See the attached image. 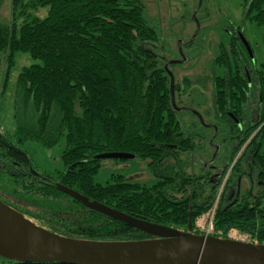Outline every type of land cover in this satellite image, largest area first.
Wrapping results in <instances>:
<instances>
[{"label":"trees","instance_id":"obj_1","mask_svg":"<svg viewBox=\"0 0 264 264\" xmlns=\"http://www.w3.org/2000/svg\"><path fill=\"white\" fill-rule=\"evenodd\" d=\"M248 3L245 17L264 25V0ZM12 5V24L0 26V63L6 66L0 78V114L17 55L28 54L34 63L17 77L14 130L0 128V187L9 195L7 205L70 238H151L88 209L60 191L61 184L90 201L165 227L187 231L192 215V229L200 235L204 233L196 230L197 220L215 208L212 235L228 238L236 230L251 242L264 244V203L251 202L264 200V190L255 198L246 192L233 200L231 189L222 197L220 193L233 154L249 140L246 154L255 155L252 159L264 182V62L253 61L245 48L252 46L241 42L240 32V38L219 43L214 61L213 87L221 117L215 141L231 150L224 159L218 157L224 163L223 174L215 179L214 167L205 165L197 173L195 167L194 173L183 168L184 153L197 151L201 144L196 139L208 132L197 114L180 109L178 82L177 108L173 105L170 76L153 50L161 45V34L151 24L143 0H13ZM42 9L48 10L45 18L37 15ZM255 93L256 117L246 119ZM32 144L43 150L60 146L62 166L53 172L40 170L29 155ZM116 153L140 158L152 167L166 162L171 175L151 186L127 182L122 175L96 182L100 157ZM240 166L241 162L233 167L229 181L238 178Z\"/></svg>","mask_w":264,"mask_h":264},{"label":"rangeland","instance_id":"obj_2","mask_svg":"<svg viewBox=\"0 0 264 264\" xmlns=\"http://www.w3.org/2000/svg\"><path fill=\"white\" fill-rule=\"evenodd\" d=\"M143 1L151 24L156 26L161 34V45L155 46L153 50L168 63L180 62L175 63L171 70L177 79L182 80L183 77H186L190 81L185 88L187 92L192 93L191 96L181 97V100L187 109L191 108L193 112L197 111L200 113V117L211 124L214 116L210 110L215 108L213 78L216 68L214 61L218 55L220 41H225L228 38L224 28L228 27L230 23L241 28V37L251 44L254 49L252 58L260 65L264 62V25L251 23L245 17V5L249 0ZM12 3L13 0H0V26L12 24ZM47 13V9H42L37 15L45 18ZM180 44H183L182 53L179 58L175 59V51ZM33 63L34 61L28 54H18L16 57L8 90L1 101L0 128L4 131L12 132L15 128L12 115L17 77L25 67H29ZM5 70V63H0L1 79ZM198 80H201L199 85H197ZM179 105L182 106V103ZM252 110H256L255 105ZM207 131L211 132L212 130L209 128ZM196 142L201 145L197 147V151L189 156L184 153L182 163L185 170L193 172L195 167L197 173V171L204 169L205 164L210 161L214 147L211 138H198ZM29 155L40 170L53 172L62 166L60 146L52 150H43L39 145L32 144L29 146ZM172 162H175V158L172 159ZM175 164H179V161L176 160ZM161 165L162 167H152L146 161L135 157L132 159H102L101 170L96 182L105 183L112 175H122L127 182L151 186L171 175L166 173L167 163ZM210 220L211 218L208 216L201 217L196 222V230L213 234ZM229 237L250 241L247 235H242L236 230L231 231ZM3 263L4 259L0 257V264Z\"/></svg>","mask_w":264,"mask_h":264},{"label":"water","instance_id":"obj_3","mask_svg":"<svg viewBox=\"0 0 264 264\" xmlns=\"http://www.w3.org/2000/svg\"><path fill=\"white\" fill-rule=\"evenodd\" d=\"M174 100V80H171ZM101 159H132L129 154H107ZM63 193L85 207L138 229L151 238L134 241H93L62 236L44 228L0 200V257L36 264H264V244L196 234L150 223L90 201L58 184Z\"/></svg>","mask_w":264,"mask_h":264},{"label":"flooded vegetation","instance_id":"obj_4","mask_svg":"<svg viewBox=\"0 0 264 264\" xmlns=\"http://www.w3.org/2000/svg\"><path fill=\"white\" fill-rule=\"evenodd\" d=\"M203 3L204 2L202 1V4ZM246 13H247V7L245 6V16H246ZM216 27H218V24H216ZM238 28H239L240 31L238 30ZM224 30L226 32V35H227L228 39L229 38H238V37L240 38L239 32L241 33V31H242L240 27L234 25L233 23H230V25L228 27H225ZM240 39H241V42L244 44L243 41H245L246 39H243V38H240ZM220 42H222V40ZM191 44H193V43H191ZM245 44H246V41H245ZM157 47H159V45ZM182 48H183V44H180V46H178L177 50L175 51V56H176L175 59L180 57L179 55L182 53ZM245 48L247 49L249 55H251L253 57L252 53L254 54V49L253 48L250 49L248 45L245 46ZM180 49H181V51H180ZM158 57H159V55H158ZM159 59L164 63V69L168 72V74L170 76V86H171L172 78L174 80V100H175V96H176L175 83L178 82V84H179V88L177 89L179 96L177 97V100H178V102L182 103V106H180V109H185L187 111H191L192 113L197 114L198 123L202 126V128L206 132H208L207 129L209 130V128H211V130L214 129L213 134H211V132H208L206 137H203L202 139H206V138L210 139L211 138L212 146L215 148V153H214V155L212 154V160L207 162L205 165H207V168L208 167L209 168H213L214 167L213 168L214 170H218V173H215V175H214L215 179H217L220 176H222V174H223L222 173V168L224 166L223 165L224 164L223 161L218 160V157L220 156V159L221 158L224 159L229 153H231V150L225 149V144L221 145V143H218V142L215 141L217 136H218V127H216V125L219 122V118H221L220 114L217 113V111H216L217 110L216 101H215V108L210 110V112L213 113L214 117L211 120V124H209L208 122H206L204 120V118L200 117V113H198L197 111L193 112L192 111L193 109H191V108L187 109V106L185 104H183L184 102L181 100V97H183V96H191L192 93L191 92H187L186 88H185L186 81L188 79L186 77H183V79H182L183 81L177 79L175 73L173 72V70H171V67L174 68V64L178 63L179 61L168 63V61L163 60L160 57H159ZM214 74L216 76L217 71H216V73L214 72ZM248 78H249V80H251L249 75H248ZM200 83L201 82L197 81V85H199ZM171 97H172V91H171ZM258 98H259V94L258 93H255L254 95L251 96V99L249 101L250 104L248 106L249 107V113L247 114L246 119H248L249 117H250V119H253V118L256 117V116H253L254 115V110H252V107L255 105L256 106V110H257V108H258ZM172 101H173V97H172ZM173 105H174V103H173ZM174 107L177 108L176 101H175ZM258 116H260V115H258ZM215 129H216V131H215ZM257 132L254 134V137L257 135ZM252 138H253V136H252ZM252 138H251V140H252ZM215 142L218 144L217 146H214ZM249 144H250V140L236 155L233 154V156L235 157L234 160H233V164L231 166V169L229 170V172L227 173V175L225 177V180L223 182L222 187L220 188L221 197L225 193L227 188L231 189V193L229 194L230 200H233L236 196L239 198V197H241V195H244L246 192H248L249 195L252 198H255V195L257 193H259L260 191L264 190V182L259 180L261 172L259 171V167L257 166V164L252 159L253 157H255V155L252 154V156H251L250 154L249 155L246 154L247 146H249ZM211 162L216 163V166H212ZM240 162H241V166H240L241 171L239 173H237V177L238 178L233 179L232 182H231V180L229 181V179H230V177L232 175L233 167H235ZM251 162L253 163V167L251 166L252 165ZM30 171H31V173L33 175H36V172H35V170L33 168H29V173H30ZM27 176H29V175H27ZM234 183L237 184V185L234 186L233 185ZM6 196H9L8 193L6 194V192L2 191V188L0 187V200L2 202H4V203H6V199H5ZM262 199H263V197H262ZM251 202L255 203V204H258V203H262L263 204L264 200H261V201L260 200L259 201L251 200Z\"/></svg>","mask_w":264,"mask_h":264},{"label":"built area","instance_id":"obj_5","mask_svg":"<svg viewBox=\"0 0 264 264\" xmlns=\"http://www.w3.org/2000/svg\"><path fill=\"white\" fill-rule=\"evenodd\" d=\"M214 214H215V208L214 210H212L207 216L211 218V222H210V226H211V229L213 231V224H212V220H213V217H214ZM206 234H210V232H207Z\"/></svg>","mask_w":264,"mask_h":264}]
</instances>
